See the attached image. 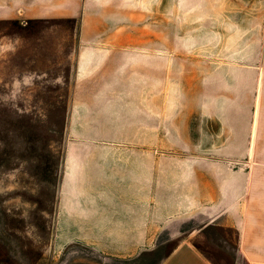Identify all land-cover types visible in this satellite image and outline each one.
Instances as JSON below:
<instances>
[{"label":"rangeland","instance_id":"obj_1","mask_svg":"<svg viewBox=\"0 0 264 264\" xmlns=\"http://www.w3.org/2000/svg\"><path fill=\"white\" fill-rule=\"evenodd\" d=\"M168 10L166 28L137 30L136 46L104 45L73 21L0 20V264L97 260L79 243L54 248V224L106 151L150 155L162 202L178 190L187 204L197 184L219 195L212 218L204 208L169 222L161 247L195 230L220 244L221 221L209 222L230 182L247 184V211L264 194V0Z\"/></svg>","mask_w":264,"mask_h":264},{"label":"crops","instance_id":"obj_2","mask_svg":"<svg viewBox=\"0 0 264 264\" xmlns=\"http://www.w3.org/2000/svg\"><path fill=\"white\" fill-rule=\"evenodd\" d=\"M168 6L169 0H0V20L73 21L80 32L105 37L104 45L136 46L137 30L157 29L151 24L166 28ZM146 154L141 158L128 150L106 151L88 167L95 175L80 182L74 188L78 192L65 198L57 218L55 214L54 248L86 246L97 255L89 264H141L161 251L164 255L154 264H264L263 190L257 189L247 211L242 199L247 184L241 181L227 184L222 209L209 222L221 221L220 244L211 233L195 230L176 245L161 247L160 235L169 222L204 208L212 218L209 212L219 195L211 186L197 184V194L187 204L178 190L170 196L173 201L162 202L160 193L153 195Z\"/></svg>","mask_w":264,"mask_h":264}]
</instances>
